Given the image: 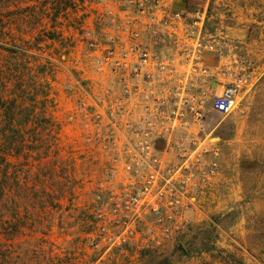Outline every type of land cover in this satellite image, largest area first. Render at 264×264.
<instances>
[{
    "label": "rangeland",
    "instance_id": "rangeland-1",
    "mask_svg": "<svg viewBox=\"0 0 264 264\" xmlns=\"http://www.w3.org/2000/svg\"><path fill=\"white\" fill-rule=\"evenodd\" d=\"M138 1L0 0V98L57 125L38 155H2L0 264H264V0H158L205 12L207 66L236 59L244 82L150 159L103 61Z\"/></svg>",
    "mask_w": 264,
    "mask_h": 264
},
{
    "label": "built area",
    "instance_id": "built-area-1",
    "mask_svg": "<svg viewBox=\"0 0 264 264\" xmlns=\"http://www.w3.org/2000/svg\"><path fill=\"white\" fill-rule=\"evenodd\" d=\"M138 3L136 21L129 20L121 27L120 37L109 43L103 61L118 81L121 107L125 109L134 100L142 108V113L135 115L134 125L140 154L149 158L153 142L168 131L165 125H171L172 129L202 123L206 109L223 115L233 112L244 81L237 77L236 59L220 62L213 69L207 66L208 55H221L214 41L202 33L205 12L173 13L158 0ZM178 29L185 30L181 47H177L186 64L181 70L173 55H159L151 46L164 35L172 40ZM166 76L170 81L177 77V83L164 95L155 86ZM186 85L195 91L188 94ZM192 176L182 180L181 189Z\"/></svg>",
    "mask_w": 264,
    "mask_h": 264
},
{
    "label": "trees",
    "instance_id": "trees-1",
    "mask_svg": "<svg viewBox=\"0 0 264 264\" xmlns=\"http://www.w3.org/2000/svg\"><path fill=\"white\" fill-rule=\"evenodd\" d=\"M194 12V11H193ZM192 13V12H191ZM45 85V84H44ZM41 89L42 106L43 101L48 100L47 86H33ZM44 89V91H43ZM46 90V92H45ZM14 92L8 98H0V162L4 163L3 156L6 154L21 155L34 154L38 155V148L43 144L41 136L49 135L50 139L56 141L57 125L48 117V115L37 112L36 109L30 110L31 104L23 106L20 95ZM20 93V91L18 92ZM32 99V98H30ZM31 103L35 102V97ZM41 103V102H38ZM41 105V104H40ZM41 106V107H42ZM25 115L30 120L17 122L16 115Z\"/></svg>",
    "mask_w": 264,
    "mask_h": 264
},
{
    "label": "crops",
    "instance_id": "crops-1",
    "mask_svg": "<svg viewBox=\"0 0 264 264\" xmlns=\"http://www.w3.org/2000/svg\"><path fill=\"white\" fill-rule=\"evenodd\" d=\"M163 37L164 38L160 39L159 41H154L151 44V46L155 49L156 53L159 54V55H161V54L173 55L175 62L179 61L178 69L181 70L182 67L186 66V64L183 62V60H182V58L180 56V53H178V50L174 49V47L172 46L171 40L169 38H167L166 35H164ZM147 43H148V41H147ZM214 56H216V55H208L207 60H208V58L209 59L210 58H214ZM207 60H206V64H207ZM218 64L214 65V67L218 66ZM176 78L177 77H174L173 80L171 79V81H170V80L167 79V76L163 77L162 82L156 84L155 90H157L159 93H162V94L166 95L167 92L169 91V89H171L173 87V84L177 83L176 82V80H177ZM186 90H187L188 94H192V92L195 91V90H192V88H190V85H186ZM129 103L130 104L127 105L125 107V109L126 110H130V111L133 112V113L132 112L129 113L131 115V116H129V120H132V119L134 120L135 115L137 113H142V108H141V106L137 107V105H136L134 100L130 101ZM190 125H191V123H190ZM164 129H167L168 131L167 132H162L160 138L165 139L164 141H166V142H169V141H175L174 140L175 134L173 135L174 129L179 130V129H182V127L178 126L176 128H172L171 129V125H165ZM183 130H185V127L183 128ZM167 150H164L163 153H167Z\"/></svg>",
    "mask_w": 264,
    "mask_h": 264
}]
</instances>
